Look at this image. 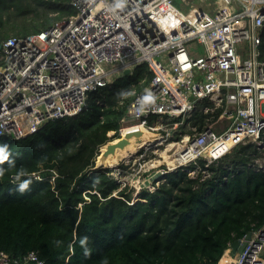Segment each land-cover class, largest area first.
I'll use <instances>...</instances> for the list:
<instances>
[{
    "label": "trees",
    "instance_id": "1",
    "mask_svg": "<svg viewBox=\"0 0 264 264\" xmlns=\"http://www.w3.org/2000/svg\"><path fill=\"white\" fill-rule=\"evenodd\" d=\"M75 13L71 0H0V45ZM261 51L264 57V32ZM152 75L141 64L90 93L81 114L20 140L0 137L7 156L0 159V252L21 259L36 251L45 264H218L230 243L264 223V170L255 165L264 148L257 143L169 170L137 202L111 168L94 170L100 147L121 136L132 90L142 91ZM212 106L201 102L192 126L217 123L220 110L203 111Z\"/></svg>",
    "mask_w": 264,
    "mask_h": 264
},
{
    "label": "built area",
    "instance_id": "2",
    "mask_svg": "<svg viewBox=\"0 0 264 264\" xmlns=\"http://www.w3.org/2000/svg\"><path fill=\"white\" fill-rule=\"evenodd\" d=\"M206 1L184 13L174 0H71L75 15L8 38L0 45V137L20 140L49 121L75 117L90 93L148 64L153 75L142 91L132 90L129 127L154 129V116L190 119L203 101L213 104L205 113L220 110L221 129L180 134L173 170L264 144V0H214L211 13ZM199 45L201 54L194 50ZM247 235L242 251L232 256L230 243L218 264H264V223ZM0 264L45 262L36 251L21 259L0 252Z\"/></svg>",
    "mask_w": 264,
    "mask_h": 264
},
{
    "label": "rangeland",
    "instance_id": "3",
    "mask_svg": "<svg viewBox=\"0 0 264 264\" xmlns=\"http://www.w3.org/2000/svg\"><path fill=\"white\" fill-rule=\"evenodd\" d=\"M200 3L201 0H174L173 2L174 6L183 11L184 13H187L194 6L200 5ZM206 3L211 4L210 8L207 9V11L211 13L214 8V0H207ZM201 47L200 45L197 46L194 49L195 52L201 54ZM116 65L117 63L111 65L110 67L112 68ZM177 124H179V126H177ZM192 124L193 123L190 122V119L186 117L158 119L153 126L154 129L152 130L153 132L159 133L162 136V139L140 149L138 153H136L133 157L124 160L117 167L111 168L112 171L110 172V174L121 178V189L124 188L126 185L133 189L134 202L140 200L138 198V194L142 188H149L150 190L154 191L158 187V185L164 182V179H161L163 174L171 170L169 166L165 163L164 158V153L167 148V145L170 143L177 142V140H173V137L176 134L177 137L180 136L182 132L184 133V135H193L195 126H192ZM130 125L131 124L124 122V127L120 132L121 136L124 133V129H126ZM211 126L215 127L216 129H221L223 123H212ZM108 135L113 136L114 132L111 131ZM263 147L264 144H261L260 149L263 150ZM176 150L177 148H173L169 152V154L173 155L174 157H177ZM256 161H259L264 164V153H260V156ZM255 165L257 166L258 163H256ZM122 166H127V168L124 173L119 174L118 171H122ZM258 166L257 169L259 168ZM159 179L161 180L159 181Z\"/></svg>",
    "mask_w": 264,
    "mask_h": 264
},
{
    "label": "water",
    "instance_id": "4",
    "mask_svg": "<svg viewBox=\"0 0 264 264\" xmlns=\"http://www.w3.org/2000/svg\"><path fill=\"white\" fill-rule=\"evenodd\" d=\"M218 4L221 6L224 5V3L222 2ZM129 74H131L130 70H126L124 72V75H129ZM143 129L153 132L152 129L147 128V127H143ZM142 133L143 132L139 129L128 130L126 132L124 131L122 136L117 137L113 140H110L104 145H102L99 149V154L96 158L94 170L117 167L122 161L117 165H109V161L112 159V157L116 154L118 150L124 149L125 147H127L130 144V141L132 138H136L140 140ZM153 133H156V132H153ZM156 134H159V133H156ZM155 142H157V140ZM250 237H251V232H249L247 235V238H250ZM244 246H245V243L244 241H242V239H237L234 242H232L231 244L232 256L235 257L237 253H240Z\"/></svg>",
    "mask_w": 264,
    "mask_h": 264
},
{
    "label": "bare ground",
    "instance_id": "5",
    "mask_svg": "<svg viewBox=\"0 0 264 264\" xmlns=\"http://www.w3.org/2000/svg\"><path fill=\"white\" fill-rule=\"evenodd\" d=\"M133 129H139L143 132L142 136L140 137V140H138L136 138H132L130 141V144L127 147H125L124 149H120L116 152V154L109 161V165H117L121 161L123 162L124 160H127V159L133 157L136 153H138V151L140 149L154 143L156 140L159 141L160 139H162L161 135L153 133L149 130L143 129V126L127 127L126 129H124V131L126 132L128 130H133ZM177 146H178V149L181 148V146L178 145L177 143L168 144L167 148L165 150V153H164L165 163L171 169H173V167H175L177 165L179 160L176 157H174L173 155H170L169 152L173 148H177ZM226 258L227 257L225 256L222 263H224L226 261Z\"/></svg>",
    "mask_w": 264,
    "mask_h": 264
},
{
    "label": "clouds",
    "instance_id": "6",
    "mask_svg": "<svg viewBox=\"0 0 264 264\" xmlns=\"http://www.w3.org/2000/svg\"><path fill=\"white\" fill-rule=\"evenodd\" d=\"M0 159H7V156L3 154V150L2 149H0ZM0 174H2V173H0ZM27 187H28L27 183L21 185V191H23Z\"/></svg>",
    "mask_w": 264,
    "mask_h": 264
},
{
    "label": "crops",
    "instance_id": "7",
    "mask_svg": "<svg viewBox=\"0 0 264 264\" xmlns=\"http://www.w3.org/2000/svg\"><path fill=\"white\" fill-rule=\"evenodd\" d=\"M228 260H229V258L226 259V261H228ZM227 263H228V262H227Z\"/></svg>",
    "mask_w": 264,
    "mask_h": 264
}]
</instances>
